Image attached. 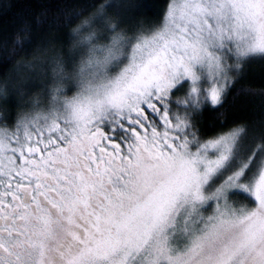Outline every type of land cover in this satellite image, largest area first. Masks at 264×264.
<instances>
[{
	"label": "snow or ice",
	"instance_id": "snow-or-ice-1",
	"mask_svg": "<svg viewBox=\"0 0 264 264\" xmlns=\"http://www.w3.org/2000/svg\"><path fill=\"white\" fill-rule=\"evenodd\" d=\"M121 7L72 6L44 94L0 114V264H264V114L222 111L256 94L264 0H167L133 27Z\"/></svg>",
	"mask_w": 264,
	"mask_h": 264
},
{
	"label": "trees",
	"instance_id": "trees-1",
	"mask_svg": "<svg viewBox=\"0 0 264 264\" xmlns=\"http://www.w3.org/2000/svg\"><path fill=\"white\" fill-rule=\"evenodd\" d=\"M92 0H0V83L4 80L18 82L24 95L11 94L8 101L0 99V114L15 115L21 104L36 95H43L49 79L47 68L42 67L56 52L67 51L71 44L74 23L65 24L67 14L74 5H87ZM121 5L125 26L151 23L159 15L167 0H112ZM39 21V22H38ZM27 23L31 30L20 31ZM17 35L23 41L20 47L14 43ZM35 62L34 68H20L21 62ZM256 90L255 96L233 92L222 111L224 118L232 122L259 121L264 114L260 106V90H264V62H252L242 81Z\"/></svg>",
	"mask_w": 264,
	"mask_h": 264
}]
</instances>
